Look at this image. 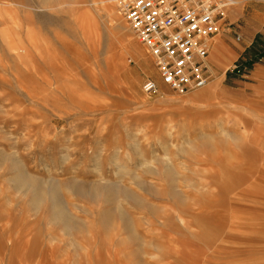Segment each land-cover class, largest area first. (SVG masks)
Masks as SVG:
<instances>
[{"label": "rangeland", "instance_id": "1", "mask_svg": "<svg viewBox=\"0 0 264 264\" xmlns=\"http://www.w3.org/2000/svg\"><path fill=\"white\" fill-rule=\"evenodd\" d=\"M217 1L207 84L147 93L119 0H0V264H264V0Z\"/></svg>", "mask_w": 264, "mask_h": 264}, {"label": "built area", "instance_id": "2", "mask_svg": "<svg viewBox=\"0 0 264 264\" xmlns=\"http://www.w3.org/2000/svg\"><path fill=\"white\" fill-rule=\"evenodd\" d=\"M119 10L138 40L149 50L158 83L148 80L147 93L158 84L177 93L202 88L208 81L207 58L224 6L217 0H119Z\"/></svg>", "mask_w": 264, "mask_h": 264}, {"label": "bare ground", "instance_id": "3", "mask_svg": "<svg viewBox=\"0 0 264 264\" xmlns=\"http://www.w3.org/2000/svg\"><path fill=\"white\" fill-rule=\"evenodd\" d=\"M240 2H241V0H231L232 5L233 4L234 5L239 4ZM111 64H113L115 66L114 62L111 63ZM113 65H112V67H114ZM17 179H18L17 181L20 183V187L26 188L25 190H31L35 194L36 203H38V202L40 203L41 201H43V200H45L47 198H50L55 203V206H56V209H57L56 218L59 221L63 222L66 225V228L72 225L71 223H73V222L70 221L69 214L65 211L66 209H64L62 207L61 200H60L61 199L60 198V194H61L62 188L64 190L66 189V190L70 191V190H73L74 187H72V186H70V187H68V186L67 187L66 186H63V187L57 186L56 187L55 186V187H52V188H50V187L49 188H45V187L41 186L39 182H36L35 180H32V179H30L27 176L20 175V177H18ZM83 189H81V187L80 188L78 187L77 191L80 192V193H87L88 192V194H91V195L92 194L102 193V194H105L107 199H109V200L114 199L115 197L119 196L118 192L121 191V190L119 191V190H115L113 188H108V187L103 189V190L101 188L91 187V189H87V190L84 189L86 192ZM127 193H125V191H121V194L124 195V196H127ZM116 194H117V196H116ZM113 203L116 204L115 201H113ZM111 208H113V207H111ZM111 208H110V210L108 208V210H106L105 213H104L106 215V217L104 219V223L106 225H111V223L113 222V219L112 220H110V219H111V213L114 211L113 210L114 208L113 209H111ZM117 210H116V212H120V210H118V211Z\"/></svg>", "mask_w": 264, "mask_h": 264}]
</instances>
